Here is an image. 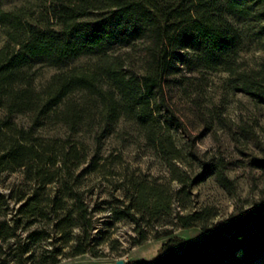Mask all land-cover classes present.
Segmentation results:
<instances>
[{
	"label": "trees",
	"instance_id": "1",
	"mask_svg": "<svg viewBox=\"0 0 264 264\" xmlns=\"http://www.w3.org/2000/svg\"><path fill=\"white\" fill-rule=\"evenodd\" d=\"M252 3L49 0L33 23L16 22L0 48V173L21 171L23 183L9 195L0 192V264H58L61 258L88 253L100 257L95 246L105 239L90 245L93 219L96 210L104 211L102 206L111 204L102 201L90 209L89 182L95 177L110 184L109 177L120 176L114 188L124 199L109 209L110 221L105 224L133 223L137 245L147 240L144 225L155 220L168 224L174 202L186 201L187 178L175 166L182 155L173 136L184 125L168 103L171 78L192 65L226 73L234 91L264 106V64L244 70L237 63L243 42L236 24L249 15ZM74 27L80 28L81 36L70 37ZM114 43H132L131 49H141L137 68L128 52L110 51ZM79 58L95 61L85 71L54 75L41 92L32 87L31 62L49 60L58 65ZM74 92L84 93L93 104L59 111ZM93 110L95 117H90ZM25 113L32 115L28 128L11 121L13 115ZM52 121L73 134L80 132L81 125L89 129L92 153L85 151L84 141L44 139L36 133ZM119 121L131 124L161 158L168 174L165 182L138 169L114 170L118 163L109 167V157L100 155L99 147ZM192 156L196 158V152ZM251 165L264 172V157L253 158ZM204 169L223 188H231L221 159ZM174 181L182 185L175 194L170 189ZM13 203L19 206L8 220ZM213 217L204 209L176 218L181 229H204ZM205 231L208 236L201 243L186 245L180 253L153 264H264V206L218 221Z\"/></svg>",
	"mask_w": 264,
	"mask_h": 264
},
{
	"label": "rangeland",
	"instance_id": "2",
	"mask_svg": "<svg viewBox=\"0 0 264 264\" xmlns=\"http://www.w3.org/2000/svg\"><path fill=\"white\" fill-rule=\"evenodd\" d=\"M49 0H0V48L7 42V34L13 32L19 20L22 24L33 23L36 16L44 12ZM251 0H248V2ZM249 15L239 18L237 27L242 37V51L238 64L241 69L249 70L264 64V0H254ZM54 21L51 20V23ZM55 30L59 27L54 26ZM81 36L80 28L74 27L70 37ZM132 43H114L110 51L116 54L128 52L132 63L137 68L141 49ZM120 50V51H119ZM94 58H79L53 65L49 60L31 62L28 69L32 76V87L41 92L51 78L61 72L71 69L85 71L94 63ZM167 93L168 103L180 117L184 130L174 133L173 140L180 149L182 158L175 162L179 173L186 176L183 188L186 191L185 202H174L172 215L167 219L168 224L155 220L144 225L147 230V240L137 245L138 237L135 225L129 221L116 222L111 226L106 223L110 220L109 209L119 205L123 194L114 188L120 179L115 174L108 179L110 184L92 178L93 192L88 199L90 209L102 201L109 206H102L106 210H96L90 245H94L99 238L103 243L95 246L101 254L93 257L84 254L75 257L61 258L58 264H153L161 258L180 253L186 245L201 243L207 236L206 229L218 221L235 219L241 214L264 206V172L251 165L253 158L264 157V106L256 103L251 97L234 91L229 76L222 72H212L202 67L192 65L178 77L171 78ZM82 92H74L67 97L58 110L68 107L80 109L86 103L92 105L90 98L86 99ZM91 114L90 117L94 116ZM58 114V113H57ZM3 113L0 111V118ZM31 113L13 115L11 121L18 126L28 128L31 125ZM54 117V116H52ZM95 117V116H94ZM80 132L73 134L58 122H45L36 133L44 139H63L70 143L84 141L85 151L92 153L89 129L83 125ZM100 155L109 157V167L114 170L127 167L131 170H140L142 174L157 177L165 182L168 177L166 167L161 158L146 146L140 133L126 122L119 121L101 139ZM196 152L197 157H193ZM120 157L115 160L114 157ZM221 159L226 168L225 176L231 183L230 189L223 188L213 176L206 174L205 164ZM23 183L21 171L0 173V192L9 195ZM182 185L170 183V189L175 194ZM176 200H180L177 196ZM18 203L11 204L7 219L13 216V209ZM209 209L214 217L201 227L181 229L177 216H184L194 212ZM77 230L74 234H77ZM107 232L106 235L102 233ZM25 238L27 232L21 233ZM51 241V240H50ZM51 247H49L50 249ZM67 248L64 252H67Z\"/></svg>",
	"mask_w": 264,
	"mask_h": 264
},
{
	"label": "water",
	"instance_id": "3",
	"mask_svg": "<svg viewBox=\"0 0 264 264\" xmlns=\"http://www.w3.org/2000/svg\"><path fill=\"white\" fill-rule=\"evenodd\" d=\"M116 264H122V261H117Z\"/></svg>",
	"mask_w": 264,
	"mask_h": 264
}]
</instances>
